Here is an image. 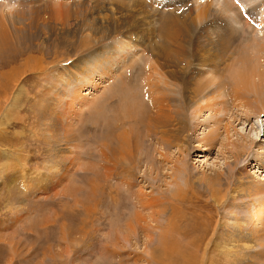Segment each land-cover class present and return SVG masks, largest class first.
<instances>
[{
    "label": "rangeland",
    "instance_id": "374dc122",
    "mask_svg": "<svg viewBox=\"0 0 264 264\" xmlns=\"http://www.w3.org/2000/svg\"><path fill=\"white\" fill-rule=\"evenodd\" d=\"M203 1L0 0V25H6L12 34L2 33L6 40L0 44V111L3 109L4 113L6 106L12 107L8 116L0 112V264H154L147 253H153L157 261H165L161 250L166 240L177 247L175 264H206L207 258L213 264H227L226 246L234 250L229 255L233 264H264V232L246 235V239L241 235L249 233V225L239 231L234 226L244 220L250 206L253 207L257 200L264 202V111L258 117L241 115L240 107L230 105V82L217 99L224 100L227 111L186 113L189 147L184 144L185 147L178 150L172 145L156 144L146 136L145 129L138 126L137 155L130 168L124 170L125 167L116 166L108 173V162L104 163V155L110 151L108 140L111 139L104 122L119 113L117 110L124 92L136 93L134 98L140 100L138 96L145 91L149 77L145 74L154 62L155 48L162 47L161 43L169 38L167 35L174 33V25L186 24L188 20L181 6L188 3L195 13ZM224 1L210 0L212 9L220 11ZM123 2H131L134 6L132 12L130 7L124 12L135 14L134 11H141L139 16L145 23L138 31L133 28L134 20L132 24L121 21ZM142 2L146 4L142 5ZM229 2L251 18L248 28L238 19L237 10L223 11L228 17H224L227 22L241 31L237 37L243 34L245 38H240L244 41L251 36L248 42L254 41L255 47L264 50V0ZM16 11L24 18L21 23L19 18L16 20ZM108 17H115L117 23L105 30ZM260 20L263 23L258 22ZM197 22L192 24V35L204 27L203 21ZM98 23L102 26L95 28L98 33L91 37L93 31L89 28ZM187 24L191 26L190 22ZM138 32L145 35L146 41L142 45H121L126 43L127 36ZM23 34L28 38L24 39ZM159 34H164L163 38ZM190 43H187L189 52L193 46ZM116 48L119 54L108 62L104 55ZM102 49L104 58L100 63H105L110 71L105 73L98 69L91 73L96 69L91 64L95 59L91 58ZM76 63L90 69L85 74L77 73L79 81L75 84L80 86V80H83L85 84L92 82L93 87L91 93L85 94V100L78 97L75 101V96L69 98L70 93L66 91L65 99L57 108L60 111L58 116L66 119L71 108L76 112L74 133L77 140L74 141L76 148L72 150L79 153L68 177L59 175V180L56 172L51 175L46 169L54 160L53 153L47 151L55 146L50 145V139L45 140L48 133L41 128L42 117L39 121L36 118L46 112V108L41 110L43 104H49L48 109L52 106L51 92L55 88H47V85L52 81L57 88L60 87L59 77L54 75L56 71L64 66L75 69L70 65ZM203 70L209 77L210 69L203 67ZM260 70L264 71V67ZM65 73V70L61 71V74ZM101 74H104L103 78ZM44 80L49 84L42 83ZM261 82L255 79L257 93L261 96L259 100L264 102V80ZM178 86L172 88L174 95L180 98ZM2 89L6 90L3 92ZM250 95L251 100L256 96L254 91H250ZM66 100H73L70 109L69 106L64 109ZM215 116L222 119L221 124ZM227 121L232 122L228 127L229 141L223 129ZM204 137L211 138L206 140ZM242 143L247 148L245 151L240 149L242 156L237 159L234 151ZM260 143L263 149H259ZM112 147L117 146L113 144ZM6 152L14 153L17 161H22L19 156H25L27 171L10 173L7 170L8 173L1 169L6 163L7 155L3 154ZM160 153L169 158L164 159ZM239 177L242 178L240 182ZM230 193L235 194L233 199L229 198ZM138 213L146 223L136 218ZM150 214H159L157 222L162 229L148 230L156 224L149 218ZM251 226L255 228L254 224ZM145 231L152 236L146 237Z\"/></svg>",
    "mask_w": 264,
    "mask_h": 264
},
{
    "label": "bare ground",
    "instance_id": "6f19581e",
    "mask_svg": "<svg viewBox=\"0 0 264 264\" xmlns=\"http://www.w3.org/2000/svg\"><path fill=\"white\" fill-rule=\"evenodd\" d=\"M138 1L141 2V0H138ZM243 1H246V0H243ZM249 1H252V0H249ZM144 2H142V5L146 4ZM211 3L212 2H210V0H204L203 3L200 4L196 8L195 13H193L194 8H192V6L190 4L185 3L184 5L181 6L184 8V11H185L184 13H186L185 15L188 18V20H186V21L190 22L191 26H189V24H187V22H186V24H182V25L181 24L180 25H174V26H176L175 29L173 28V30H175L174 33L171 34V36L167 35V36H169V38L168 39L166 38L167 39L166 42L161 43L162 47L160 46V47L155 48V53H154L155 56L153 58L154 62H152L153 64H151L149 66L147 74H145L146 76L149 75L148 80H147L148 82H147L146 87H145V91H144V93H141L140 97L138 96V98L141 101L136 100L134 98L136 93H125L124 92L122 94L124 96L121 99L122 101H121L120 108H118V110H117V111H119V113L115 114L112 117V119H109V121L112 120V122H114V123H110L109 121L104 122L105 131H106L107 135L111 136V139L108 140V147L110 148V151L106 155H104L105 156L104 163L108 162L107 163L108 164L107 170L109 171L108 173H110L111 171H114L116 169V166L121 167V168L125 167L124 170H126V169L128 170V168H130L129 165L132 162H134L133 160H135L136 155H137L136 150L138 149L139 135H138V132L136 130V128L138 126L141 128H144L146 131V136L149 137L151 141L153 140L156 144L160 143L164 146L172 145L173 147H176L178 150H181L183 148L184 144L188 145L187 144V133H186L187 129L186 128H187L189 118H188V115L186 116V113L189 111L191 113V115L192 114L194 115V114L200 113L201 111L207 110V111L213 112L214 114H217V113L222 112V111H227L228 107L225 106L224 100L222 98H221V100H217V99H220V97L224 94L222 92H224L227 89L226 86H228L229 82L231 83V89H230L231 95L230 96H231V102H232L230 105H234L235 108L240 107V114L241 115L245 116L246 118L249 117L250 115H255V117H258L261 114V112L264 111V107H263L264 102L259 100V98L261 99V96H260V94L257 93L258 85L255 84V79H257L259 82L264 80V71L260 70L261 67H264V63H263L264 62V50L257 47V46L255 47L253 44H255L256 42L255 43H254V41L252 43H251V41L248 42V39L251 38V36L250 37L247 36L248 37L246 39L247 41L246 40L241 41V38L242 37L245 38V36H243V34L242 35L240 34L242 37L241 36H240L241 38L237 37V36H239V32H241V31H239L232 24L230 25L227 22V20L225 18L228 19V17H225L223 15V11L225 10V12H228V11H236L237 10L236 15H237L238 19L243 22L242 24L244 27H248V28L250 27V25H251L250 19L251 18H249L250 16L247 13H244L243 11L238 10V8H234L233 3H230L229 0L228 1L225 0L223 5L221 4L222 6L220 8V11L215 10L214 8L212 9ZM262 5L263 4H261V6ZM129 7H130L131 12H132L133 11L132 7H134V6L131 5V2H129V3L123 2L122 3L123 11H122L121 21L123 23L124 22L125 23L130 22L132 24V21L134 20L135 23L133 25L134 26L133 28H135L137 30L141 25H143L145 23V21H144V19H142L139 16L141 11L140 12L138 10L134 11L135 14H131L130 12H124V10H128ZM146 7H147V5H146ZM117 12H118V10H117ZM32 13L33 12H31V14ZM119 13H120V11H119ZM46 15H47V13H46ZM178 15H179V13H178ZM119 16H120V14H119ZM119 16H117V17H119ZM15 17L17 18L16 20H18V18L20 19V23L22 22V20H24V18L18 14V11H16ZM29 20H30V18H29ZM105 20H107L106 21L107 24L104 26V27H106L105 30H110L112 28V26L115 24L116 19H115V17H108V19H105ZM119 20H120V17H119ZM197 20H198V22L203 21L205 24L203 25L204 27L199 31V33L197 32L195 35H192L193 30H191V28L193 25L196 24ZM48 22L53 23L51 21H48ZM252 22H254V20ZM258 22L263 23L262 20H260ZM166 23H165V25H166ZM175 23H177V22H175ZM255 23H257V21H255ZM255 23H254V25H257V24L260 25V23H257V24H255ZM135 24H137V25H135ZM25 25L30 26L31 23L30 24L25 23ZM99 25H101V23H98L97 25H94V26L89 28L90 30L93 31L91 37L94 34L98 33L97 30H95V28H97ZM88 26H90V25H88ZM209 26L211 28H209ZM117 27H119V26H117ZM261 28H262V26H261ZM165 29H167V28H165ZM20 31H22L21 28H20ZM20 31L17 30V32H20ZM2 33H10V31L7 30L6 25H3V26L0 25V44L6 40L5 36L2 35ZM131 33L132 32H129V34H131ZM10 34H9V38H11ZM17 34H19V33H17ZM111 34H112V32H111ZM125 35H126V33H125ZM159 35L160 36L162 35L161 38H163L164 34H159ZM144 36L145 35L143 32L141 34L138 32L134 36H132V35L127 36L126 43H122L121 45L125 46V45H127V43H130V45H131V43L133 45H135V44H137V45L141 44L142 45L144 43L143 41H146ZM23 38L27 39L28 37L26 34H23ZM252 38H254V37H252ZM95 40L96 39H94V41ZM162 40H165V39H162ZM251 40H253V39H251ZM190 42L193 43V46H192L191 51L189 52L187 50H189L190 48L189 49L187 48V43H190ZM259 43H261V42H259ZM28 51H30V50H28ZM261 51H262L263 55L259 56V54H262ZM103 53H104L103 49L99 50L96 53L95 57L91 58V59H95L94 61H91V64L95 65L94 67L96 68L95 70L90 71L91 73H93L94 71L96 72L98 69H100L104 72L105 71L109 72L110 71L109 68H107L105 66V63L101 64L100 60H101V58L103 59L105 57V59L108 58L107 59L108 62H111V61H113L114 57H117L116 55L119 54V51H118V48H116L114 50V52H110L109 54H105L104 57H102ZM106 53H107V50H106ZM111 53H112V56L110 57ZM97 54H98V56H97ZM118 57L121 58V56H118ZM261 57H262V60H260ZM96 63H99V64H96ZM76 64L77 65H75V64L70 65L72 67H75V69L74 68L70 69V67L64 66V67H59V68H61V70H57L56 73L54 72L55 73L54 75H56L55 78L59 77V81L61 83L59 88H57L55 86L56 84H54L52 81H50L51 82L50 84L46 80L42 81V83L48 82L49 85H47V88H53V87L55 88L53 90V92H51V93H53V102L51 104V102L48 101L52 105L49 109L47 107V106H49V104H47V105L43 104V108H41V110H45V108H46V112L45 111L42 112L41 115L40 116L37 115V118H36V121H39L40 118L42 117V123H41L42 127L41 128L44 132L48 133L47 136H45L44 135L45 133H43V135L45 136V140H46V138L50 139V145H52V147L55 146L54 148L47 151V153H49V154H51L50 152L53 153L51 157H53L54 160L52 161L51 166L47 167L46 169L51 175L54 174L53 172H56L55 175H56V177L58 176L57 178L59 180H61V178H60L61 176L64 177V175H67L69 173V171H71L72 167H75V163H74L75 161L74 160H75L76 156H78L79 153L76 150H72V149L76 148V144L74 143V141L76 142V140H77V136L74 133V123L76 121L77 116H76L75 110H73L71 108V106L73 105L72 104L73 100H71V101L66 100V102H64V104L66 105V106H64V109L66 107L68 108V106H69L68 109L71 108V110H69L70 113H69V117H67V119L64 118L63 116L62 117L60 115L58 116L60 111L57 110V108L59 106V103H62L63 99H65L64 93L66 91H68L70 93L69 98L75 96V101L78 97H83L84 98L83 100H85V97H84L85 94L91 93L92 87H93L92 82L91 83L86 82V84H85L83 82V80H80L81 81L79 83L80 86H78V84L77 85L75 84L77 81H79V78L77 77V73L78 74H85L86 71H89V69H90V68L88 69V67H85V66L83 67L82 65L79 66L78 63H76ZM39 66L40 65H37L36 68H39ZM98 66H101V68H99ZM203 67H206V69H210L211 72H210L209 77H207L205 75L206 72L203 70ZM44 68H46V67H44ZM46 69H48V68H46ZM62 70H65L66 73L61 74ZM40 71H43V68ZM51 72H53V69ZM40 74H43V73H40ZM49 76L51 77L52 75L49 74ZM86 76H88V74ZM146 76H145V78H146ZM158 76L160 78H158ZM100 77L103 78L104 74H101ZM225 78L228 81H226ZM57 80H56V83H57ZM64 83L65 84L67 83V84L65 85ZM178 85H180V89H181L180 98H178L174 95L175 91L173 89V88H179ZM5 86L7 87V85H5ZM10 86L8 85V87H10ZM6 89H4V90H6ZM126 89H127V87H126ZM4 90H3V92H4ZM127 90H125V91H127ZM250 91L251 92L254 91V93L256 95L255 98L252 100L249 99L251 96ZM260 91H261V89H260ZM261 92H263V91H261ZM82 93H83V96H82ZM227 93H229V91ZM5 94L6 93H3V95H5ZM133 98L136 101H134ZM132 99H133V101H131ZM262 99L264 100L263 97H262ZM15 100H16V98L13 97V101H15ZM4 101H6V99H4ZM259 104H260V106H259ZM8 107L9 106H6L4 108V110H5L4 113H3V109H1V111H0L1 115L8 116V111L12 108V107H9V108ZM260 107H262V108H260ZM241 108H242V110H241ZM43 113H45L46 115L44 114L42 116ZM190 117H192V116H190ZM216 117L217 116H215V118ZM217 121L219 124H221L222 119L218 116ZM231 124H232V122L227 121L226 123H224V127H223V129L225 130L224 132H226V134H225L226 139L228 141H229V138L227 136V134H229V128L228 127ZM1 128H2V126H1V121H0V129ZM214 132H215V130H214ZM141 135H143V134H141ZM214 135H216V134H214ZM44 136H42V138H41L42 141L44 139L43 138ZM205 138L206 137H204V139ZM208 138H211V137H208ZM208 138H206V140ZM202 139L200 141H202ZM249 140L251 141V138ZM249 140H248V142H249ZM43 143H46V142H43ZM113 144L116 145L117 147H112ZM188 147H189V145H188ZM40 148H41V146H40ZM246 148H247L246 144H243V143L240 144V146L237 147V149H235L237 151H234L235 157L237 159L240 158L242 156L239 154V153H241L240 149H241V151L242 150L245 151ZM259 149H263L262 143H260ZM46 150H44V151H46ZM19 153H21V152H19ZM3 154L7 155V157L5 158L6 163L1 165V169H4L5 172L9 173V171H7V170H10V173L14 172V171H18L19 173H24L27 171L28 167L26 166V163H27L26 161L28 159L26 161H24L25 156L24 157L19 156L18 158H20L22 161H19V160L17 161V160H15L14 153L6 152ZM160 155L164 159L169 158V157L167 158V156L165 154L160 153ZM47 156H48V154H47ZM48 157H50V155ZM78 158H79V156H78ZM51 160H52V158H51ZM180 170L181 169H178V171H180ZM38 172L41 173V171H39V170H38ZM46 175H45V177H46ZM59 175H60V177H59ZM47 177H48V175H47ZM67 177H68V175H67ZM125 177H126V175H125ZM129 179H131V178H129ZM238 179H237L238 182H240L241 181L240 179H242V178L239 177ZM251 184H252V182H251ZM124 185H125V183H124ZM249 187H250V185H249ZM249 190H251V187L249 188ZM254 190H255V187H254ZM247 193H248V191H247ZM251 194H248V195H251ZM234 196H235V194L232 193L229 196V198L233 199ZM248 204L250 206V203H248ZM145 205H147V203H145ZM157 216H159V214H156V215L150 214L149 215V218L152 220V222L155 221L156 224H155L154 228L151 227L148 230L153 231V229H157L160 227L159 223L157 222ZM136 218H138V220H139V218H141V221L145 222L144 218L139 217V213L136 215ZM240 223H242V224H240ZM253 224L255 225L254 229L251 226ZM243 225H246V226L243 227ZM248 225H249V227H248ZM234 226L236 227L237 231H239L241 229L245 230V228L248 227L247 228V230L249 232L248 234L247 233H244L242 235L239 234L242 236V238L243 237L246 238L245 237L246 235H251V234L256 233V232H258V234L263 233L264 232V202H263V200H259V202L257 200V202L253 205V207L250 206L244 220L239 222L238 225L235 224ZM145 233H146V237L152 236L151 233L148 231H145ZM167 233H168V230H167ZM170 243L171 242L166 240L165 243L163 244V249L161 250L162 258L165 261H163V260L157 261L154 259L153 253H147L149 260L151 262H153L154 264H175L174 261H176V258H177V255H176L177 254V247L173 243H171V244ZM231 245L234 246V243H232ZM224 251H225V254L228 255L227 264H231L233 262V260H231L229 255L232 253V251L234 252V250H231L230 248H228V246H226ZM203 258H204V254H203ZM206 264H213V262L211 263L210 259L207 258Z\"/></svg>",
    "mask_w": 264,
    "mask_h": 264
}]
</instances>
